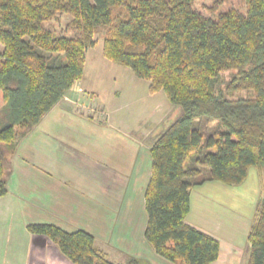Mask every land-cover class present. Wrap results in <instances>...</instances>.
I'll return each mask as SVG.
<instances>
[{"label": "trees", "instance_id": "trees-1", "mask_svg": "<svg viewBox=\"0 0 264 264\" xmlns=\"http://www.w3.org/2000/svg\"><path fill=\"white\" fill-rule=\"evenodd\" d=\"M196 1L0 0V197L8 193L18 142L82 78L102 29L105 58L149 81L151 93L163 92L179 110L151 150L145 238L169 262H217L219 242L186 223L191 190L206 182L240 186L251 168L264 174V0H245L244 14L216 18L197 12ZM62 17L69 21L58 33L51 24ZM237 92L250 95L228 96ZM208 124L213 131L205 132ZM28 229L50 238L74 264H113L85 231ZM248 243V264H264V196Z\"/></svg>", "mask_w": 264, "mask_h": 264}, {"label": "crops", "instance_id": "crops-1", "mask_svg": "<svg viewBox=\"0 0 264 264\" xmlns=\"http://www.w3.org/2000/svg\"><path fill=\"white\" fill-rule=\"evenodd\" d=\"M103 48L98 41L87 51L82 78L18 142L8 193L0 197V264H74L50 238L28 229L41 224L91 234L95 249L113 264L131 258L178 264L159 256L145 238L151 150L177 109L163 92L151 93L149 81L105 58ZM97 106L98 119L83 112ZM214 183L226 186L206 182L191 190L186 223L219 242L213 264H238L240 252L213 230L209 211L192 219L194 190L205 188L206 196L229 190ZM210 201L206 197L207 207Z\"/></svg>", "mask_w": 264, "mask_h": 264}, {"label": "rangeland", "instance_id": "rangeland-1", "mask_svg": "<svg viewBox=\"0 0 264 264\" xmlns=\"http://www.w3.org/2000/svg\"><path fill=\"white\" fill-rule=\"evenodd\" d=\"M194 9L203 14L206 17L216 18L219 14L227 12L229 10H235L241 14L246 12V2L245 0H197L194 3ZM69 19L67 17H62L58 21L52 22V26L60 33L64 31ZM47 26V24H46ZM48 27V26H47ZM104 35V30L100 29L95 35L96 40L102 41ZM3 50L0 44V52ZM235 74V72H224L222 74V81L227 83ZM146 82L145 80H140ZM247 92H237L235 94L228 95L231 98H246L249 97ZM4 107V101L2 94L0 92V117H3L2 109ZM177 109V108H175ZM100 110L94 107L90 109H85L83 112L86 114L95 115L98 119L100 115ZM176 110H173V113ZM179 115V110L177 109L176 114ZM215 128L214 124L204 125L203 129L205 132H211ZM203 176L209 174V170L206 167H202ZM216 187H223L221 189H229L226 193H213L210 196H206L205 188L200 190H194L192 206H193V221L200 219L207 211L210 212L208 222L214 225V229L219 230V236H222L221 240L223 243H229L231 246H235L237 252L241 254L238 264H248L249 255V245H248V234L251 226L254 224L261 201L264 196V174L258 168H251L249 175L245 183L238 187H228L222 186L220 184ZM208 187L214 186H206ZM197 188V187H195ZM197 191V192H195ZM202 193V194H201ZM206 197H209L211 201L209 202L211 207H207ZM202 202V203H201ZM208 209V210H207ZM247 248V250H245ZM244 251V255L242 254Z\"/></svg>", "mask_w": 264, "mask_h": 264}]
</instances>
